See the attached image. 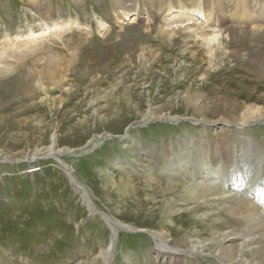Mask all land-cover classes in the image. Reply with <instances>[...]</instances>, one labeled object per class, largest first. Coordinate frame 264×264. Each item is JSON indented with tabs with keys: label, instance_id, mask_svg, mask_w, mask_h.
<instances>
[{
	"label": "rangeland",
	"instance_id": "rangeland-1",
	"mask_svg": "<svg viewBox=\"0 0 264 264\" xmlns=\"http://www.w3.org/2000/svg\"><path fill=\"white\" fill-rule=\"evenodd\" d=\"M248 108L264 112V0H0V264H105L111 225L107 264H264L262 244L225 263L210 236L157 252L165 226L206 232L220 196L163 223L125 186L171 177L173 200L220 144L263 156V121L214 122Z\"/></svg>",
	"mask_w": 264,
	"mask_h": 264
},
{
	"label": "bare ground",
	"instance_id": "bare-ground-1",
	"mask_svg": "<svg viewBox=\"0 0 264 264\" xmlns=\"http://www.w3.org/2000/svg\"><path fill=\"white\" fill-rule=\"evenodd\" d=\"M130 12L132 11L126 12L127 16L130 15ZM150 120L151 118L148 115L145 117L144 121L148 122ZM206 120L208 121V119ZM234 120L235 121L232 122L228 119L221 118L214 122L221 121L228 125L236 124L244 131V126L249 123L264 122V112L260 111V109L248 108L245 110L241 119ZM214 122L211 123L215 124ZM211 123L205 124L213 125ZM208 158L209 160L199 159L195 162V166L189 165V167L186 168V171L189 169L195 172V178L206 179V181L201 182L198 180L192 186L187 185L185 192L183 191L179 197L173 198V200H169V197L177 192L181 193L182 191L177 190V184L179 182L175 184L171 177L165 181L163 180L164 176L160 178H155L153 176L147 179V184L142 188L134 186L132 184L133 181L128 180L125 186L131 188V202L135 201L137 204H141L145 207L151 205V211L157 217L160 214L163 223L168 217L175 218V221H180V217L183 215H180L179 218L173 215V207H175V205L178 206L196 202V206L194 207L195 210L192 211H198L204 207L199 203L201 199L208 204H212V197L219 195L220 197L218 200L213 202L214 204L218 203L220 214H217L223 217L224 220H219L218 216H211L210 224L207 222L209 225L207 227L208 229L205 230L206 232L196 230L194 226L199 227L201 224H204L199 221L195 222L196 219L194 221L183 219L181 220L182 223L180 227H175L177 222L173 224L172 227L167 224L168 227L165 226V228H163L165 231H159L155 235L156 242L158 243L157 252H162L164 255L169 254L172 259L173 257L175 259L176 257L185 256L187 254L193 255L202 253L203 241L200 239L205 236H210L214 238L216 242V247L213 246L215 250H220L221 253H224V259L226 258L225 263H231L236 260L238 254L242 252L244 249L243 246L246 244L247 246L262 244L264 249V155L261 156V153L253 147L250 140L246 139L245 142L241 141L235 147L232 143L220 144L211 152ZM182 164L190 163L183 161ZM62 165L66 168L69 177L73 179L74 183L79 185L77 180L72 177V173L68 172L70 170L69 167L63 163ZM179 166L181 165H174L175 168ZM39 170L40 169H35L34 173H37ZM213 180L214 182H212ZM82 187L79 186L80 189H82ZM143 197L146 199H142ZM163 199H167L165 209H162L164 203L161 200ZM157 206H159V208H157ZM185 215L183 216L184 218L189 217ZM206 219H209V216H207ZM205 226L203 227L205 228ZM111 229L114 237L112 238V246L110 245L104 251L103 259L105 264L108 262L111 250L113 251L115 238H117L118 231L120 230L116 225H111ZM230 229H232L234 233L226 234V230ZM168 234L170 236H168ZM194 238H196V240H194ZM197 238H199V241ZM139 247L144 249L146 243H143L142 246L140 245ZM152 250L151 248L150 251ZM148 251L149 250H143V253H150V251ZM186 258L187 256H185V259L183 258L184 260L182 261L174 260L169 264H193L195 262L190 258L187 261Z\"/></svg>",
	"mask_w": 264,
	"mask_h": 264
},
{
	"label": "water",
	"instance_id": "water-1",
	"mask_svg": "<svg viewBox=\"0 0 264 264\" xmlns=\"http://www.w3.org/2000/svg\"><path fill=\"white\" fill-rule=\"evenodd\" d=\"M89 200H90V197H89Z\"/></svg>",
	"mask_w": 264,
	"mask_h": 264
}]
</instances>
